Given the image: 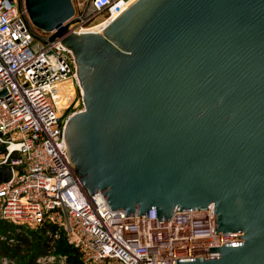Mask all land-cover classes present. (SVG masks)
<instances>
[{
  "label": "water",
  "instance_id": "obj_1",
  "mask_svg": "<svg viewBox=\"0 0 264 264\" xmlns=\"http://www.w3.org/2000/svg\"><path fill=\"white\" fill-rule=\"evenodd\" d=\"M25 3L75 57L66 153L87 192L145 222L213 203L216 233H243L218 240H242L178 264H264V0H141L80 34L72 0Z\"/></svg>",
  "mask_w": 264,
  "mask_h": 264
},
{
  "label": "built area",
  "instance_id": "obj_2",
  "mask_svg": "<svg viewBox=\"0 0 264 264\" xmlns=\"http://www.w3.org/2000/svg\"><path fill=\"white\" fill-rule=\"evenodd\" d=\"M130 1L92 0L86 12L74 5L71 31L94 32ZM52 34L35 25L25 0H0V92L8 91L0 97V168L12 169V178L0 182V218L17 226L58 225L86 264H178L241 241L218 240L243 233H216L213 203L145 222L144 215L113 210L101 191L87 192L66 153L67 121L82 110L65 115L73 98L64 102L76 86L81 89L77 64L61 39L50 40ZM54 258L72 264L55 253L39 262Z\"/></svg>",
  "mask_w": 264,
  "mask_h": 264
},
{
  "label": "trees",
  "instance_id": "obj_3",
  "mask_svg": "<svg viewBox=\"0 0 264 264\" xmlns=\"http://www.w3.org/2000/svg\"><path fill=\"white\" fill-rule=\"evenodd\" d=\"M57 232V227L49 222L24 232L7 220L0 218V234L6 237L0 240V254L16 259L20 264H35L39 255L49 253L54 247L56 253L66 254L70 263L86 264L79 250L69 242L66 234L56 238L57 240L53 236H49L50 233L55 235ZM11 239L13 241H10Z\"/></svg>",
  "mask_w": 264,
  "mask_h": 264
},
{
  "label": "rangeland",
  "instance_id": "obj_4",
  "mask_svg": "<svg viewBox=\"0 0 264 264\" xmlns=\"http://www.w3.org/2000/svg\"><path fill=\"white\" fill-rule=\"evenodd\" d=\"M72 1H73V4L74 5H77V6H80V7L81 6L86 7V5L88 3V0H72ZM100 19H102V17H99L98 18V20H100ZM72 98H73V101L69 105L68 109H66L65 115L72 114L73 112L84 108V104H83V101H82L81 89L79 87H77V86L75 87L74 92H73L71 98H68L64 102V104H67L68 105ZM7 222H9V221H7ZM9 223L13 224L15 227L19 228L20 230H24V232H27V230H29V229L37 228V227H31V226H25V225H23L24 227H22L21 225L20 226H17L16 224H14L12 222H9ZM55 226L57 227V231L58 232L55 235H52L50 233L49 236H53L54 239H56V238L58 239V238L64 236V234H66L63 229L59 228L58 225H55ZM66 237L69 240V237L68 236H66ZM5 238H6L5 235L2 236L0 234V240L1 239L3 240ZM10 241H13V239H11ZM69 242H70V240H69ZM53 244H54V242L52 241V245ZM50 253L51 254H54L55 253V254H57V256L66 255V254H63L61 252L60 253H56L54 247L47 254H50ZM47 254L39 255L36 258V260H35V264H41L39 261L41 260V258L45 257ZM57 263L59 264L57 258H54L52 260L51 259L48 260V263L47 264H57ZM0 264H20V263L16 259H11L10 257H6V256L0 254Z\"/></svg>",
  "mask_w": 264,
  "mask_h": 264
},
{
  "label": "bare ground",
  "instance_id": "obj_5",
  "mask_svg": "<svg viewBox=\"0 0 264 264\" xmlns=\"http://www.w3.org/2000/svg\"><path fill=\"white\" fill-rule=\"evenodd\" d=\"M140 1L141 0H131L126 5H124L119 12L115 13L112 18H110L107 22L102 23L98 25L97 27H95L93 31L101 33L103 30H105L108 26H110L113 22H115L118 18H120L123 14H125L128 10H130L133 6H135ZM72 92H73V89H72Z\"/></svg>",
  "mask_w": 264,
  "mask_h": 264
}]
</instances>
